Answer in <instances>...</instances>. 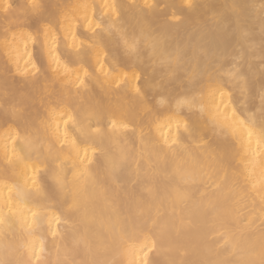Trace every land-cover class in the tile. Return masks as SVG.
<instances>
[{
  "label": "bare ground",
  "instance_id": "bare-ground-1",
  "mask_svg": "<svg viewBox=\"0 0 264 264\" xmlns=\"http://www.w3.org/2000/svg\"><path fill=\"white\" fill-rule=\"evenodd\" d=\"M30 2L0 0V264H264V0H44L38 48ZM112 4L138 48L100 33L78 86L65 45ZM222 41L242 76L213 70Z\"/></svg>",
  "mask_w": 264,
  "mask_h": 264
},
{
  "label": "snow or ice",
  "instance_id": "snow-or-ice-1",
  "mask_svg": "<svg viewBox=\"0 0 264 264\" xmlns=\"http://www.w3.org/2000/svg\"><path fill=\"white\" fill-rule=\"evenodd\" d=\"M188 0H186L187 4ZM153 4L147 5L148 8H151ZM264 7V6H262ZM106 10H110L109 15L110 18L107 23H104V19L101 18L100 22L95 23V28L92 29L93 31V42L89 44H85L83 41H78L76 33L73 32V44H66L65 47L69 49V52L73 54V60L76 63V65L83 71L82 76H78L79 85L78 86H84L86 83V80L91 78L92 73L89 71L88 67L84 63L85 57L88 54L89 50L96 47L95 37L99 36L100 33L106 34L107 37L112 38L115 36L119 41L121 42V46L124 48L126 53L132 54L135 53L138 48V40L135 39H129L126 34V29L123 27V20L120 18V13L118 11V8L116 4L112 5H106ZM22 11L26 15V17H29L34 23H35V33L31 37V41L34 45L39 46V36L42 30V27L44 25H50L52 23V20L50 18V15L47 10V6L44 2V0H31L29 4L23 7ZM232 11L235 15H239L240 9L236 6L232 7ZM170 20L174 22H178L181 17L178 15H172L169 18ZM92 21H89V27H91ZM227 27V25H225ZM98 30V31H97ZM45 31V48L48 51V57H49V64L54 61L56 64V68L53 70L56 71L60 67L63 68V71L68 74L71 73L73 70V65L68 62V60L63 55V51H61V48L59 46L57 38L53 35L51 39V43L47 40V29H44ZM244 37L248 36L247 32L242 33ZM67 39V38H66ZM264 44V42H262ZM75 49L72 51V49ZM102 53L97 52L96 53V66L94 67L95 73L99 75H103L106 79L112 76V71L108 67L106 68V59L108 58L107 52L102 48ZM213 56L215 57V63L213 65V70L217 75L227 76L229 79L240 77L245 72V67L243 63H238L240 60L239 57L234 55V49L232 48L231 44L227 41H222L217 45L213 46ZM33 52H29L28 56L29 59L27 61V64L31 66L32 75L35 78L38 76L42 69L40 66L37 65V63L33 59ZM260 60L264 61V56L259 57ZM117 61H113V63H116ZM229 63L232 64V68L227 71V73L224 72L226 65ZM250 65L248 68L250 69ZM261 71L264 72V63L261 64ZM29 72V68H25V75H27ZM128 77V73H123V78L117 79L116 83L119 85L121 82L126 80ZM136 79H139V76L137 74ZM138 90V89H137ZM223 95V93H222Z\"/></svg>",
  "mask_w": 264,
  "mask_h": 264
}]
</instances>
